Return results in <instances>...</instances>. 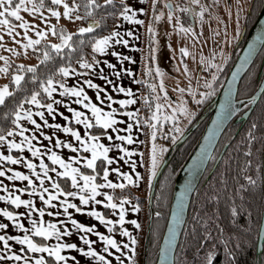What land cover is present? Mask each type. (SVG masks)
Wrapping results in <instances>:
<instances>
[{
    "label": "snow or ice",
    "instance_id": "snow-or-ice-1",
    "mask_svg": "<svg viewBox=\"0 0 264 264\" xmlns=\"http://www.w3.org/2000/svg\"><path fill=\"white\" fill-rule=\"evenodd\" d=\"M192 4H198L199 0H191ZM53 5H62V11L57 7H47V13L52 17H55L59 20L61 17L68 18L69 20L74 19H82V17H75L72 15L73 10H79V5L75 3V0H72V4L66 2V0H52ZM103 4L113 5L114 0H103ZM157 0H150V8L152 9V18L155 21H160L161 18L165 15L163 11H156ZM101 5L96 2V0H87L85 5V11L88 13H93V9L100 8ZM167 7L169 9L167 13V19L169 22L172 21L174 13L176 10H180L183 12H192L193 9L190 6H184L181 8L179 4L175 6L172 3H168ZM45 8V4L43 0H39L34 6L29 7L28 4L25 3V0H0V33L6 32L9 37L15 40V31L16 27L24 29L21 35L24 37L25 41L23 43V48L27 50L28 48H33L35 51L39 52L40 48L37 45L41 44V38H44L46 34L51 31L52 35H57L56 25L52 24L50 20L45 19V13L41 11ZM25 10L27 12H31L33 15L39 13V19H41L45 25H49L50 27L45 28L44 30H37L33 28L32 31L35 32L36 38L34 39L32 36L28 34L27 29H29L30 24L34 23V21H27L21 14V10ZM148 11L146 7H135L130 3H125L124 0H121L120 10L118 12L113 13L114 16L122 17L124 21L133 22L136 24L143 25L145 23L144 19L140 17L139 14H144ZM204 12V7L200 6L198 12H195V16L202 18ZM107 15V13H105ZM239 15V13H238ZM13 19L19 21V25H13ZM116 24H121L120 19H116ZM97 27L96 21H90L88 25L80 26L77 28V32L81 35L84 33H90L93 28ZM176 28L181 29L183 32L188 33L192 32L193 35L195 33L192 30V27L185 26L177 19L176 24L173 26V29ZM147 31L149 33V41H150V52L152 58L155 59V41L157 39L156 33L157 29L153 26V23L149 21L147 25ZM236 37L239 36L240 28H239V18H237V27H236ZM73 33L70 31H66L63 26H61L59 30L58 43H52L48 41L45 44V51L43 52L42 60L47 61L51 58L50 52L51 50H55L56 53L63 55L61 50L67 46L69 49L74 47L72 42ZM126 35L129 37H135V39H139V36L136 35L131 29L126 30ZM236 37H233L235 39ZM4 37L0 35V40ZM115 38V39H113ZM92 49L95 53L104 54L109 49L110 46L116 44H122L125 46H130L132 48H136L135 44H131L128 39L122 38V32L118 31L116 28H112L108 34L92 37ZM262 43L261 47H264V34H262L259 38ZM225 40L229 43L228 37H225ZM17 43H21V41H16ZM50 46V47H49ZM170 47V45H169ZM255 45H250L248 49H246V55L243 58L244 61H247L248 57L253 54ZM13 54H16V50L10 48ZM112 55L117 57L121 62L125 59L132 61V56H125L122 53L115 50L114 47L111 48ZM181 53L183 55H188V49L182 48ZM215 54H213L214 56ZM221 62L216 63L214 59L208 61L209 67H214L217 69L216 72H213L210 78H206L204 82V87L207 89L205 92L199 93V99L196 100L197 104L203 103V101L211 97L215 94V81L219 76V70L222 69L225 63L228 60V57L221 52ZM0 60H4L6 63L3 66H0V73H7V61L8 57L0 56ZM100 60H96L93 58V62H88L86 59L81 58L79 60V64L81 68H86L92 70L89 73L91 76L92 73H96L103 77V69L101 68L99 72L96 70V66L101 64ZM103 63L107 64L110 68L116 69V65L111 61L104 60ZM201 63H206L204 59H201ZM242 65H238L237 67H242ZM71 69V71H70ZM187 66L185 65V71H187ZM25 72H31L33 75L31 76L32 81L37 80L36 76V66L35 65H24L20 64L18 66V70L13 72L11 75V83L15 85V88L10 91V85L4 84L0 86V105H4L6 102V98L13 95V92L22 87V81L24 80ZM124 72L128 75H133V70L131 68H125ZM157 74H161V69L159 67L156 68ZM59 73L62 77H80L83 76V72H77L76 69L73 68L71 61L65 64H61L59 67L55 69L54 72L48 75L46 80H40L39 87L43 89V92L46 94L47 101L46 103H42L39 98L40 93L36 90L31 91L30 96H26L24 99H20L18 103L15 104V110L11 112V115L14 117L12 120L13 127L7 129V131L0 135V143L7 142V150L9 154H5L3 151H0V161H9L14 164H24L27 169L30 170L31 175L26 174L23 171H18L16 169H9L13 173V175H8V180H26L27 185L30 187H18V193L27 192L29 194V198H22L19 194H12L8 191V186L3 185L5 195H0V201L10 202L12 205H15L17 209L21 206H24V211L19 210H9L8 207H0V213L4 217L7 218L8 221H11V227L16 228L17 230H23V234H12L10 235L8 230L10 225L8 223H0V264H79L77 257L72 254L71 250H75L76 252L83 254L84 257H90L92 260L98 261L99 264H113V261L109 259V255L113 256L118 264H136L135 253L136 248L134 247L137 244V238L132 234V231L125 226V222L127 219L126 213L129 211L128 208L125 207L126 204L132 203V197L130 195H117L115 193L116 188L124 189L126 185L138 184L142 179L141 174L137 171L130 173L129 171H122V165L118 159L121 155L131 156V154L136 151V149L128 148L125 146L124 141L128 144H132L133 135L132 129L133 124L127 123L126 121L121 120V117L118 113L121 112V108L111 106V104L118 103L123 107V112L132 120H135L137 124L140 123L136 116L133 115V111H136L138 114V110H128V106L136 103V97L133 95V89L131 87L117 86L116 92L125 93L126 98H118L112 96L111 93L107 92V89L103 91L106 93V96H101V85L94 83L91 78L84 79L83 83L79 82L73 85H66L63 79H56V74ZM116 75L119 76L120 72L116 71ZM233 79L236 77V72L232 74ZM106 79V78H105ZM111 83V82H109ZM53 85H58L59 87H53ZM83 85H87L89 88L96 89V101H93ZM153 91H155V85L152 86ZM161 89H163V82L160 84ZM177 91H184V89H177ZM188 91H191L189 87ZM59 92V96H54L53 94ZM232 86L231 81H229V86L225 91V99L222 101L220 105V110L217 112V118L213 120L212 126L208 129V134L204 137L205 143L201 145V152L197 157H193L192 169H198L202 165L204 159L211 155L210 145L214 142V139L217 135V132L220 126L224 123V120L227 118L229 114L233 112L234 102L232 98ZM165 96L167 93L165 92ZM196 94L193 93V99H195ZM75 97L76 103L83 106L85 111H82L78 108L71 107L70 103L65 98ZM147 100V97H144ZM27 102L29 105H36L39 109H46L48 113L56 114L59 113L60 116L64 117L66 120L76 121L77 123L84 125L86 131L84 134H81V131L75 127H72L68 124L61 125L59 123L50 125L46 116L45 111L38 110L35 115L40 117V120L43 121L41 124L37 119L34 118L33 111L25 109L23 106ZM105 103L109 104L108 109L106 110L102 105ZM57 105H63L68 108L70 111V115L66 116L64 112H60ZM172 107L171 105H168ZM158 110L163 107V105L157 103L155 106ZM239 111V109H235ZM151 111V108L149 109ZM180 112L184 115V117L189 120L195 116V112L188 109V107L181 103L178 107H172V113ZM9 115L8 112L4 113V116L7 117ZM29 121L32 125H35L37 129H41L43 126L55 127L57 129L63 130L64 133H68L71 137L77 142L72 143L68 140H62L60 138H56L55 147L61 148L66 147L67 149H71L76 153H80V155H72L70 159H65L56 151H49L47 146L45 147L44 155L47 156L48 160L52 162L53 165H58L59 170L56 167L49 168V165L45 162L43 156H41L40 146L35 145L33 143L34 140L38 139V137L33 133L32 135H25L27 131L26 125L22 122L23 119ZM152 121H157L160 119L158 113H152L151 117ZM165 119H174L178 120L179 117L172 115L170 117H165ZM120 123H126V135H113L114 133H119V125ZM145 124H148L149 121L145 120ZM96 127L97 131L93 133L91 130ZM159 125L153 124L151 127V137L153 140L152 145V154H151V169L148 177V183L151 184L152 177L156 174V168L158 166V154L163 151H167L165 146H158L155 143L157 129ZM255 127V125H253ZM109 129L111 131H109ZM172 131L180 132L181 127L179 124H174ZM19 134L21 140L18 142L15 139H7V137L14 135L15 133ZM41 135H46L41 132ZM103 138H106L108 141L118 140L120 142L115 143L114 145L106 144L103 141ZM51 140V137H48ZM173 141H175L176 137H172ZM249 139L251 140V134H249ZM138 143V141H137ZM115 148L116 154L110 155V151L112 148ZM13 149L20 151V157L12 155L11 152ZM25 149H28L31 152L32 157H40L39 159V169H37V164L27 156L23 155ZM87 152L89 154H84ZM143 155V154H141ZM126 163L131 164L132 169L136 168V164L132 163L131 160L125 159ZM251 164V161H248ZM78 164L85 165L88 172L82 171ZM113 164L116 166L113 167ZM260 165H257L259 168ZM49 172L56 173L57 179H54L53 176L49 175ZM110 173H116L117 180H120L119 183L114 182L113 179L110 178ZM7 175L5 168L0 167V176ZM36 177L39 180V184L37 185L34 182L33 177ZM59 178H64L65 181L70 182V185L75 190H66L61 186ZM245 179L249 182V184L255 185V181L251 176L245 177ZM50 182L48 187H45V182ZM82 181V182H81ZM13 188H17L16 185L12 186ZM241 189L244 187L240 186ZM54 189V191H50L49 189ZM111 189L113 191L104 190ZM190 190V184L186 185L184 190L181 192L180 196L177 200L176 210L173 212V222L179 219L180 214L183 211V194L184 192ZM38 194L39 199L42 202L43 206L38 207L34 203L33 197ZM46 194V195H45ZM61 195L64 199H61ZM160 195L159 193L157 194ZM103 197L102 199H97V197ZM72 197H78L79 203L73 202V200L69 199ZM137 203L130 209L131 212H137L140 209L139 198H135ZM57 201L55 205L53 201ZM104 205L107 209H110L111 212H115L118 216V219L113 220L110 216L106 215L104 211L98 210L96 207H84L88 205ZM72 208L76 212L83 213L88 212L92 217H95L97 221L101 224L105 225L108 229L109 234H105V232L97 229L95 224L89 225L84 222L78 221L68 209ZM59 209H63V215L67 218L68 221L71 222V228L65 224L64 220H49L47 222L44 221L43 217L45 213L52 217H59L61 212ZM233 215L236 214L237 208L235 206L231 209ZM33 213L39 214V219L33 218ZM155 215L159 217L161 215L160 212H156ZM27 217L31 228L25 226L24 223L21 222V217ZM130 223L134 225L136 228H140V222L133 218L130 220ZM59 225V226H58ZM119 225L117 229L115 226ZM63 229V231H62ZM73 229L78 230L79 240L83 241L86 246L79 245L76 242H70L63 237L69 236L72 234ZM119 231L121 235L127 236L130 244H126L123 240H117L114 235L111 233ZM94 233L96 237L99 238V241L103 242L101 247L103 251H98L96 247L93 245L96 241L90 238V234ZM175 227L170 226L168 236L165 237L164 247L160 249V264H175L174 259H170L169 257V248L171 246L172 241L175 239ZM207 236L208 234L205 233ZM34 237H39L38 241ZM49 238H54L55 242H50ZM14 243H18L20 245L19 248L14 250ZM203 243V242H201ZM262 251H264V245L261 246ZM131 248L132 254L130 255L128 251L125 249ZM115 249V251H111ZM105 253L109 255H105ZM44 254H47V258ZM212 251H208L205 255V264H213ZM228 257L234 256V251L230 250L227 253ZM123 257H126L123 259ZM228 264H231V260H229Z\"/></svg>",
    "mask_w": 264,
    "mask_h": 264
},
{
    "label": "trees",
    "instance_id": "trees-1",
    "mask_svg": "<svg viewBox=\"0 0 264 264\" xmlns=\"http://www.w3.org/2000/svg\"><path fill=\"white\" fill-rule=\"evenodd\" d=\"M38 3L39 0H33ZM70 5L72 0H66ZM87 0H75L79 5V10H74L73 13L78 17H82L79 21L80 26H87L90 21H96L97 27L93 28L90 33L80 34L74 32L72 42L74 47L69 49L64 47L61 52L63 55L51 50V58L47 61L41 59L45 51V44L48 41L41 42L37 47L40 51L37 52L32 49L31 54L37 61L36 76L37 80L32 81L33 73L25 72L24 80L21 82L22 87L15 90L13 95L6 98L4 105H0V135H3L8 128L13 127L12 120L14 117L11 112L15 110V104L20 99L30 96L31 91L36 90L40 93L39 98L42 103H46V94L43 89L39 87L40 80H46L49 74L55 71L61 64H67L71 61L73 68H77V64L81 58L88 62H93V58L101 60L99 53H95L92 49V37H98L108 34L112 28H116V19L121 17L114 16L113 13L120 10L121 0H114L113 5L105 6L103 0H96L101 5L98 9H93V13L85 11ZM125 3H127L124 0ZM45 7L53 6L49 0H43ZM149 10V9H148ZM150 11V10H149ZM107 13V15L105 14ZM148 14L145 13V17ZM146 19V18H145ZM254 20L251 22L250 26ZM249 26V27H250ZM60 26L57 28L58 34ZM65 30H67L64 27ZM143 32V30H142ZM141 32V33H142ZM144 33V32H143ZM141 37V49L145 42V33ZM50 47V46H49ZM148 56L150 57V67L154 74L153 58L150 52V41L148 43ZM234 58L227 61L226 66L219 71L217 81H215L216 92L213 96L206 98L203 103L197 104L195 117L189 122L185 132L196 124L210 109L213 98L220 92L227 74L231 69ZM18 66H12L9 74L8 84L12 91L15 85L11 83L12 71H17ZM137 80L140 96V107L138 111V120L143 128V137H145L149 125L143 123L144 113L149 116L152 109V102L146 101L145 96L150 92V84L143 79L141 68H139ZM264 74V54L254 60L252 67L248 70L243 78L238 92V99L249 98L259 88ZM56 79H65L59 73L56 74ZM203 92L207 91L205 87ZM148 91V93H147ZM29 104L25 102L24 108ZM251 106L245 105L239 110L238 114L233 118L221 140L218 147L212 156V160L207 167L201 183L195 190V194L191 200V207L189 211V218L186 222L185 229L181 236V242L178 247L175 262L176 264H205V255L208 251H212L213 264H264V251L258 252L259 233L261 230V222L264 211V190H263V150H264V93L260 100L256 103L252 114L248 118H243L244 113ZM143 113L140 114V110ZM8 112L7 117L4 113ZM150 119V118H149ZM151 120V119H150ZM208 118L204 119L199 127L188 136L187 139L177 142V145H171L167 154L172 150L166 166L160 174L157 184L155 186L154 196L152 198V205H149L151 184L148 186V196L139 195V193L132 186H125L124 189L116 188L114 191L117 195H130L136 203L135 198H139L140 204V224L137 232V244L135 245L136 264H156L158 258L159 246L161 238L165 231V226L168 221V214L171 207V200L173 196V189L176 183V178L180 172V168L188 160L190 153L196 147L195 145L201 137V133L206 126ZM255 125V127H253ZM93 133L97 131L94 127L91 130ZM251 134V140L249 139ZM161 138V137H160ZM162 139V138H161ZM171 142L170 139H165ZM179 140V139H178ZM224 150V152H223ZM146 151L145 149L142 150ZM223 152V157L220 162L215 165L219 155ZM14 154L18 155L17 152ZM143 165L147 166L145 155H142ZM166 158V157H165ZM248 161L252 163L249 164ZM257 165H260L257 168ZM82 171L88 172L87 167H83ZM148 175H144L143 178ZM251 176L256 182L255 185L249 184L245 177ZM61 186L66 190H72L70 182L59 178ZM241 185L244 187L241 189ZM160 194L159 196L157 194ZM235 206L237 212L233 215L231 209ZM11 210L13 208L10 207ZM104 212L109 215L110 209L105 208ZM156 212L161 215L157 217ZM152 219V221H151ZM151 222V231L149 233V224ZM205 233L208 235L206 236ZM38 241L39 237H34ZM203 242V243H201ZM264 245V243H263ZM234 251L233 257H228L227 253Z\"/></svg>",
    "mask_w": 264,
    "mask_h": 264
},
{
    "label": "rangeland",
    "instance_id": "rangeland-1",
    "mask_svg": "<svg viewBox=\"0 0 264 264\" xmlns=\"http://www.w3.org/2000/svg\"><path fill=\"white\" fill-rule=\"evenodd\" d=\"M52 3V0H49ZM127 3L130 2V0H125ZM170 0H164L163 4L164 6H157L156 8H159V11L164 12V16L161 18L160 21H155L152 18V9L150 8V1H148V5L146 8L149 10L146 12L147 17H144L145 23L143 24V32L145 33V38L144 41L145 44L143 48H140V58L139 61V68H141V71H146L145 73L142 72L143 79L146 80L147 83L150 84L149 87V93L147 91V100L152 102L151 106L152 109L150 111L149 116L144 113L143 117V123L145 120H148L149 123L147 125V134H146V143L144 141L142 147L138 146L134 148L133 146H129L128 148L136 149L131 156L126 155H121L118 157L120 164L122 165V171L130 169V171L134 174L135 171H132L131 164L126 163L125 159L131 160L132 163L136 164V169H140L142 166V171H143V176H146V178H142L141 181H139L138 185H132L135 190L139 193V195L142 196H148V177L150 174V169H151V154H152V145H153V140L151 137V127L153 124L159 125L157 129V134H156V140L155 143L158 146H165L168 149L170 148L171 145L177 144L178 139H180L181 136L185 133V129L187 128V125L189 122L195 117L193 116L190 120L180 112H176L175 114L172 113V107H178L181 103L185 104L189 110L194 111L196 115V110H197V103L196 100H198L199 93L203 92L204 89V82L206 78H210L213 72H216L217 69L214 67H209L208 61L211 59H214L216 63L221 62V52L224 53L229 59L230 52L231 50L234 49V43L235 40L241 35L242 27L244 24V16L246 15V6L248 4L249 0H232L233 7H220V12L217 15H213V23L211 22V19H209L207 16L204 18V23L201 24V19L200 17L195 18L196 24L192 28L193 32L195 35L192 34V32L185 33L181 29L176 28L175 30L173 29V26L176 24V13H174L173 19L171 22L168 21L167 19V13L168 9L166 8V2ZM175 3V0H172ZM171 1V2H172ZM25 3L29 5V7H32L35 5L33 0H25ZM68 3V2H67ZM52 7H57L62 11V5H53ZM75 10V9H74ZM73 10V11H74ZM45 13V19H48L51 21L52 24L56 25V31L57 35H52L51 31H49L44 38H41V42L44 41H51L52 43H58V30L57 28L60 26L65 27L67 30L72 33L77 32V28L80 27L79 25V20L80 19H74V20H69L68 18L61 17L59 20H57L55 17H52L50 14L47 13V7L42 9ZM167 11V13H165ZM239 13V15H238ZM22 16L27 20V21H34V23L30 24L29 29H27L28 34L32 36L34 39L36 38L35 32L32 31L33 28H36L38 31L39 30H44L47 27H50L49 25H45L44 22L39 19V13L36 15H33L31 12H27L25 10H21ZM73 16L78 17L75 15V13H72ZM80 17V16H79ZM146 18V19H145ZM237 18H239V28H240V33L239 36L236 37V27H237ZM151 21L153 23V26L157 29V39L155 41V59L153 60V67H154V74L151 70L150 65V57L148 56V43H149V33L147 31V25ZM211 22V23H210ZM19 21L13 19V25H19ZM0 27H3L0 25ZM25 31L24 29H21L19 27H16V31L14 33L15 35V40H13L11 37L7 35L6 32L0 33V35H3V39L0 40V56H6L8 57L7 61V67L8 71L12 68V66H19L20 64L24 65H35L37 62L34 57L31 54V51L33 48H28L25 50L23 48V43L26 42L24 37L21 35ZM142 32V33H143ZM143 33V34H144ZM228 37V40L231 42L229 43L228 41L225 40V37ZM233 37H236L233 39ZM126 39V38H124ZM16 41H21V43H17ZM140 45H141V39H140ZM170 45V47H169ZM66 47V46H65ZM10 48L16 50V54H13ZM182 48H187L188 49V55H183L181 53ZM213 54H215L213 56ZM127 56V55H125ZM130 56V55H128ZM204 59L206 63L202 64L201 59ZM228 61V60H227ZM129 60L123 61L122 65L125 68H129ZM4 60H0V66L5 65ZM227 63V62H226ZM226 63L224 67L226 66ZM117 65V64H116ZM185 65L187 66V71H185ZM108 69L111 71L113 70L110 68L108 65L106 66ZM159 67L161 69V74H157L156 68ZM223 67V68H224ZM222 68V69H223ZM220 69V70H222ZM219 70V71H220ZM16 72L12 71L11 73ZM140 72V70H139ZM123 75H126L127 73L123 72ZM111 77H113V74L111 73ZM117 77V76H116ZM114 76V78L116 79ZM9 80V74L8 72L5 73H0V86L4 84H8ZM161 81L163 82V89H161L160 84ZM153 85H155V91H153ZM189 87L191 88V91H188ZM177 89H184V91H177ZM11 91V89H9ZM165 92L167 93V96H165ZM193 93L196 94L195 99H193ZM146 100V101H147ZM159 103L163 105L162 108L159 110L155 107L156 104ZM168 105H171L172 107H169ZM248 105V104H246ZM70 106H72V103H70ZM245 106V105H244ZM25 109L33 111L34 118L37 119L41 124H43V121L40 120L39 116H36L35 113L38 110H43L45 109H39L36 105H29L28 107H25ZM123 109V108H122ZM65 113V112H64ZM143 113V110H140V114ZM152 113H158L160 116V119L157 121H152ZM70 111L68 110L65 115L68 116L70 115ZM126 115V114H125ZM172 115L178 116V120L174 119H165V117H170ZM47 120H49V124H56L59 123L61 125L68 124L72 127L77 128L78 130L81 131V134L83 135L84 132L86 131L84 125H81L77 123L76 121H70L64 119V117L56 114V115H45ZM127 116V115H126ZM128 117V116H127ZM129 118V117H128ZM151 120H150V119ZM127 119V118H126ZM122 119L123 121L125 120L126 122L128 120ZM22 122L26 125L27 131L25 132V135H32L35 133V135L38 137V139L34 140L33 143L35 145L40 146V151H41V156L45 159V162L49 165V168L56 167L57 170H59L58 165H53L50 160H48L47 156L44 155L45 152V147L47 146L49 151H56L58 154H60L62 157H64L66 160L70 159L72 155H80V153H76L71 149H67L66 147H61L57 148L55 147V141L56 138H60L62 140H68L72 143H77L70 134L64 133L62 128L57 129L55 127H49V126H43L41 129H37L35 125H32L29 121L25 119L22 120ZM124 124V123H122ZM174 124H179L181 127L180 132H175L172 131L173 125ZM139 126L140 125L139 123ZM143 130V128H142ZM109 131H111L109 129ZM41 132H43L46 135H41ZM114 135V134H113ZM175 136L176 139L173 141L172 137ZM48 137H51V140L48 139ZM162 139H161V138ZM168 138L170 139L171 142H167L165 139ZM7 139H15L18 142L21 140V137H19L18 132L15 133L12 136L7 137ZM104 143L108 144L109 141L104 138L103 139ZM127 147V145H125ZM145 149L146 151H142ZM0 151H3L5 154H9L7 150V142L0 143ZM116 149L113 151H110L109 154L115 155L116 154ZM167 151L160 152L158 154V166L156 168V172L158 168L161 166V164L164 162L166 153ZM17 152L18 155L14 154ZM12 155H15L17 157H20V151L13 149L11 152ZM84 154H89L87 152H84ZM141 154L145 155L147 166L144 167L142 163L141 157H143ZM24 156H27L28 158L32 159L36 164H37V169H39V159L40 157H32L31 152L28 149H25L23 152ZM81 169L83 167L86 168L85 165L78 164ZM116 165L113 164V167ZM0 167L5 168L7 175L5 176H0V195H5V191L3 188V185L8 186V191L11 192L12 194H19L21 195L22 198L28 199L29 194L27 192L24 193H18L17 189L18 187H30L27 185L26 180H8L7 176L8 175H13L9 169H16L18 171H23L28 175H31L30 170L25 167V165L22 164H14L9 161H0ZM49 175L53 176L54 179H57L56 173L49 172ZM117 175L116 173H110V178L114 180V182L119 183L120 180H117ZM34 182L38 185L39 180L34 176L33 177ZM82 182V181H81ZM50 182L46 181L45 182V187H48ZM16 185L17 188H13L12 186ZM130 186V187H132ZM138 190L136 189V187ZM50 191H54V189H49ZM72 190H75L72 188ZM104 190H109L110 189H104ZM46 195V194H45ZM103 197H97V199H102ZM34 203L40 207L43 206L42 202L39 199V195L36 194L34 197ZM61 199H64V197L61 195ZM73 200L75 203H79L78 197H72L69 198ZM58 203L57 201H53V204L55 205ZM104 206V205H103ZM0 207H8L9 210L10 207L13 208V210H19V211H24V206H21L19 209L16 208L15 205H12L10 202H5V201H0ZM86 208L88 207H96L99 210L100 205H88L84 206ZM70 212H72L73 216L80 222L87 223L89 225L92 224H97L98 221L95 219V217H92L88 212H83L79 213L76 212L74 209L69 208L68 209ZM61 212V215L59 217H52L49 216L47 213H45L43 219L45 222L49 220H64L65 224L68 227L71 226V222L67 220V218L63 215V209H59ZM33 218L34 219H39V214L38 213H33ZM21 222L25 224L26 227L31 228V225L28 222L27 217H21ZM0 223H8L10 225V228L8 231L10 235L12 234H23V230H17L14 227H11V221H8L6 217L0 213ZM59 226V225H58ZM98 226L101 227L100 222L98 223ZM103 230V228L101 227ZM11 230H13L11 232ZM63 231V229H62ZM106 234L108 233V229H105ZM112 234V233H111ZM94 233L90 234V238L93 239ZM115 236V234H114ZM116 237V236H115ZM64 239L70 241V242H76L79 245L86 246L83 241L79 240V233L78 230L73 229L72 234L69 236L63 237ZM50 242H55L54 238H49ZM72 254L77 257V260L79 261V264H85L84 260L89 262L90 257H84L83 254H80L76 252L75 250H71ZM47 256V254H44Z\"/></svg>",
    "mask_w": 264,
    "mask_h": 264
},
{
    "label": "water",
    "instance_id": "water-1",
    "mask_svg": "<svg viewBox=\"0 0 264 264\" xmlns=\"http://www.w3.org/2000/svg\"><path fill=\"white\" fill-rule=\"evenodd\" d=\"M257 18L258 19L255 21V23L250 28V31L248 32V34L244 40L245 42L242 45L238 56L236 57V59L232 63L233 65L231 66V69L229 70V72L227 74V78L225 79L223 85L221 86L222 88L220 89V92L213 98L214 100L212 102L210 109L201 119H199V121L196 122L195 125L190 127L183 134V136H181L180 139L177 141V142H180V141L187 139L188 136H190V134L193 133L197 127H199L201 122L204 119L208 118V120L206 122L207 124L201 133L202 135L199 138V141L197 142V144L195 145L196 147L190 153L188 160L180 168V172L178 173V176L175 180L176 183H175L174 189H173V196H172V200H171V204H170L171 207H170L169 214H168V221H167V224L165 226L166 229H165L164 234L161 238L162 241L160 243L159 250H158L160 252V249L164 247L165 237L168 236L169 227L170 226L175 227V233H176L175 239L172 241L171 246L169 248L170 259L175 260V258H176V254L178 251L177 249H178L179 244L181 242V236H182V233L185 229L186 222L189 218L188 214H189L190 207H191L192 197L195 194V190L200 185V183L202 181L201 179L204 177V175L207 171V167L212 160V156L218 147V143L221 140V138L224 134V131L227 129V127L229 126V124L231 123L233 118L239 112V111H236L233 109V112L227 116V118L224 120V123L219 128L217 135L214 139V142L210 145V148L212 150L211 155H208L204 159L200 168L192 169L191 165H192L193 157H197L201 152V145L205 143L204 137L208 134V129H209V127L212 126L213 120H215L217 118V112L220 110V105H221L222 101H224V99H225V91L229 86V81H231V86H232L231 95H232L234 104L244 103V102H245V105L251 104V106L244 113L243 118L244 117L248 118L252 114L256 103L260 100L261 95L264 93V76H263L262 81L260 82V84L258 86L259 88L255 92V94H253L249 98H243V99L237 98L238 92L240 89L239 86H240L243 78L245 77V74L252 67L254 60L257 58V56L260 54V51L263 49V47L260 46L262 41L259 38L262 34H264V7H263L262 11L259 13ZM245 33H246V30L243 31L241 39L245 36ZM250 45H255L254 50H253V54L248 57L247 61H244L243 58L246 55L245 50L248 49ZM242 64L244 66L239 67V68L237 67L238 65H242ZM233 72H236L235 79H233V76H232ZM240 109H242V108H239V110ZM175 145H177V144H175ZM171 152H172V150L167 154L164 162L158 168V170L155 174V177L152 181L153 183H152L150 193H149L150 194V198H149V205L150 206L152 205V198L154 196V191H155V186L157 184V180H158L160 174L163 172L162 170L166 166V163L169 160L168 158H169ZM223 152H224V150H223ZM223 152L219 155V158L217 159L215 165H217L220 162V160L222 159ZM262 156H263L262 179H263V190H264V150H263ZM189 184H190V190L184 192L183 197H182V199H183V211L180 214L179 219L176 220L175 222H173V212L176 210L178 197L180 196L181 192L184 190L185 186L189 185ZM263 213H264V211H263ZM151 221H152V219H151ZM261 225L262 226H261V230L259 233L260 237H259V241H258V245H257L259 253L262 251L261 246L264 243V215L262 218ZM150 227H151V222H150L149 228H148L149 233L151 231ZM155 263L160 264L159 253H158V258H157ZM175 264H176V262H175Z\"/></svg>",
    "mask_w": 264,
    "mask_h": 264
},
{
    "label": "crops",
    "instance_id": "crops-1",
    "mask_svg": "<svg viewBox=\"0 0 264 264\" xmlns=\"http://www.w3.org/2000/svg\"><path fill=\"white\" fill-rule=\"evenodd\" d=\"M130 4H132L133 6L135 7H146L148 5V0H130L129 2ZM140 17L142 19H144L145 17V13L144 14H139ZM121 20V24L117 25L116 26V29L118 31H121L122 32V38H126L129 40L130 42V45L131 44H135L136 45V48H132L130 46H125V45H122V44H116V45H112L110 46V49L104 53V54H100V58H101V64L97 65L96 66V70L97 72H99V70L102 68L103 69V77L96 74V73H92L91 76H89V73L92 72V70H89V69H86V68H81L80 64L78 63L77 64V68H74L76 69L77 72H83L84 75L83 76H80L79 78L76 77V76H72V77H65L64 81L66 83V85H73V84H76V83H80L82 84L83 83V80L84 79H88V78H91L94 83L96 84H100L101 85V96H106V93L103 91L104 89H107V92L108 93H111L112 96L114 97H118V98H126V94L125 93H118L116 92V87L117 86H124V87H131L134 91H133V95L136 97V103L135 104H132V105H129L128 106V110H138L139 111V107H140V103H139V100H140V96H141V91H139V86H138V80H137V75H138V72H139V61L141 59H139L140 57V48H141V45H140V39L142 37V28H143V25L141 24H136V23H133V22H129V21H124L123 18L121 17L120 18ZM128 29H131L134 33H136L137 36H139V39H135V37H129L126 35V30ZM115 39V38H113ZM114 47L116 51L122 53L123 55H130L133 57V60L132 61H129V68H131L133 70V75H123L122 73L124 72V67L122 65L123 62H121L117 57H115L114 55H112V51H111V48ZM139 58H138V57ZM104 60H108V61H111L113 64H117L116 65V69L114 70H110L108 69L106 66L107 64L103 63ZM126 61V59L124 60ZM71 71V69H70ZM116 71H119L120 72V75L117 76L116 75ZM111 73L113 74V77H111ZM114 76L116 77V79L114 78ZM106 78V79H105ZM111 82V83H109ZM84 88H85V91H87L89 97L93 100V101H96V89H93V88H89L87 85H83ZM53 87H56L58 88L59 86L58 85H53ZM54 96H59L60 93L59 92H56L53 94ZM69 101V103H72V106L75 107V108H78L82 111H85L83 109V106L76 103V98L75 97H70V98H65ZM97 103H99V101H96ZM111 106H115V107H118V108H123L122 106H120L118 103H115V104H111ZM57 107L59 108V111L60 112H67L69 109L64 107L63 105H57ZM102 107H104L106 110L108 109L109 107V104L108 103H105L104 105H102ZM51 115V113H48L47 110L45 109V115ZM59 115V113H56ZM54 114V115H56ZM118 115L121 117V120L122 119H126L128 120L127 123H132L133 124V129H132V135H133V143L132 144H128L126 141L122 142L124 143L125 145H127V147L129 146H133L134 148L140 146L142 147L143 143H144V140H145V137H143V130H142V126H139V124H137L135 122V120H132L130 117L128 118L124 112H123V109L121 110L120 113H118ZM133 115L136 116V119H138V115L136 111H133ZM49 121V120H48ZM125 121V120H124ZM118 125H119V133H114V136L115 135H126V131H124V129L126 128V123L122 124L118 121ZM104 139V138H103ZM138 141V143H137ZM117 142H120L118 140H113V141H109L108 144L110 145H114L115 143ZM115 148L113 147L111 149V151H113ZM111 155V154H110ZM142 159V157H141ZM143 163V161H142ZM124 171V170H123ZM125 171H129L130 173H132L130 171V169H127ZM132 171H135V172H139L141 174V177L143 178V171H142V166L140 167V169H133ZM142 180V179H141ZM140 180V181H141ZM135 185V184H133ZM138 185V184H137ZM126 186H132V185H126ZM136 187V186H135ZM136 189L138 190V188L136 187ZM110 191H113L110 189ZM100 197V196H99ZM135 201L132 200V203L131 204H126L125 207L129 209V211L126 213V216H127V219H126V222H125V226L128 227L131 231H132V234L137 236V232H138V228H136L134 225H132L130 223V220L135 218L137 219L139 222H140V209L137 211V212H131L130 209L135 205ZM106 207L103 206V205H100L99 207V210H102L104 211ZM113 220H116L118 219V216L116 215L115 212H109V215ZM99 223V221H98ZM98 223L95 224L97 229L100 230V231H103L105 232L106 234V231L105 229H107V227L103 224H101V227L103 228V230L101 229V227L98 226ZM117 229L119 228V225H116L115 226ZM13 230H11L12 232ZM115 234V238L119 241V240H123L126 244H130V241L128 239L127 236H123L121 235V233L119 231H115L112 233V235ZM94 241H96V243L93 245L94 247L97 248L98 251H103L102 247H101V244L103 242L99 241V238L96 237L94 235L93 239ZM2 246V245H0ZM20 245L18 243H14V250L16 248H19ZM135 247V246H134ZM126 251L129 252V254L131 255L132 254V251H131V248H128V249H125ZM111 251H115V249H112ZM105 255H109L107 253H105ZM47 258V256H46ZM109 259H111L113 261V264H118V262L115 260V258L111 255H109ZM123 259H125L126 261V257H123ZM85 264H99L98 261H95V260H92V258H90V261L87 262L85 261Z\"/></svg>",
    "mask_w": 264,
    "mask_h": 264
},
{
    "label": "flooded vegetation",
    "instance_id": "flooded-vegetation-1",
    "mask_svg": "<svg viewBox=\"0 0 264 264\" xmlns=\"http://www.w3.org/2000/svg\"><path fill=\"white\" fill-rule=\"evenodd\" d=\"M150 1V0H148ZM170 0L166 2V8L168 3H172L174 6L176 4H179L181 6V8H183L184 6H190L193 11L192 12H183L180 10H176V19H179L180 22L182 24H184L186 27L187 26H191L192 28L194 27V25L196 24V16H195V12H198L200 9V6L204 7V12H203V16L201 19V24L204 23V18L207 16L209 19H211V22L213 23L214 19H213V15H217L220 12V7H233V3L232 0H199L198 4H192L191 0H175V3ZM164 0H157V6H161L163 7ZM264 7V0H249L248 4L246 6V15L244 16L245 20H244V24L242 27V31H241V35L235 40L234 43V49L231 50V54L229 56L228 61H230V59L234 60L236 59V57L239 54V51L242 47V45L244 44V40L248 34V32L250 31V28L252 27V25L255 23V21L258 19V15L259 13L262 11ZM156 11L159 12V8L155 9ZM169 11V9H168ZM167 13V11L165 12ZM254 20V22L252 23V25L250 26L251 22ZM210 22V23H211ZM250 26V27H249ZM246 30L245 36L241 39L242 37V33L243 31ZM241 40V41H240ZM260 54H264V47L263 49L260 51ZM259 56V55H258ZM257 56V57H258ZM215 153V152H214Z\"/></svg>",
    "mask_w": 264,
    "mask_h": 264
},
{
    "label": "bare ground",
    "instance_id": "bare-ground-1",
    "mask_svg": "<svg viewBox=\"0 0 264 264\" xmlns=\"http://www.w3.org/2000/svg\"><path fill=\"white\" fill-rule=\"evenodd\" d=\"M245 105V102L244 103H237V104H234V110L235 109H239V108H243Z\"/></svg>",
    "mask_w": 264,
    "mask_h": 264
}]
</instances>
